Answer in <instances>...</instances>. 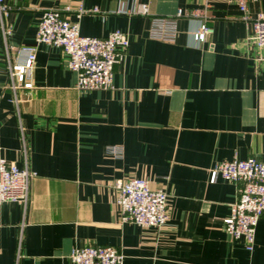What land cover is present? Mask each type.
<instances>
[{"label": "crops", "instance_id": "0c3cea01", "mask_svg": "<svg viewBox=\"0 0 264 264\" xmlns=\"http://www.w3.org/2000/svg\"><path fill=\"white\" fill-rule=\"evenodd\" d=\"M5 1L12 9L3 19L10 34L0 29V155L19 168L27 163L32 177L26 208L0 204V264H74L71 250L86 245L118 248L123 264H264V214L247 250L223 223L237 183L221 176L210 181V170L223 160L264 161V46L256 45L237 4ZM79 4L86 11L77 17ZM140 4L147 14L117 12ZM65 6L82 35L128 34L113 87L77 89L62 49L40 43L32 88L18 89L15 104L5 50L12 58L16 48L34 44L42 11ZM259 12L264 0L248 3L250 18ZM201 22L212 28L203 42L193 37ZM130 177L166 191V226L119 222L114 184Z\"/></svg>", "mask_w": 264, "mask_h": 264}, {"label": "built area", "instance_id": "2783aa9c", "mask_svg": "<svg viewBox=\"0 0 264 264\" xmlns=\"http://www.w3.org/2000/svg\"><path fill=\"white\" fill-rule=\"evenodd\" d=\"M237 4L240 19L249 22L252 36L257 46H264V12L250 18L247 5L258 0H229ZM12 9L5 0H0V29L7 37L11 28L4 23V17ZM69 6L42 11L35 32V43L16 48L14 57L6 51L7 86L13 92L15 104H18V89H31V71L35 60L36 45L43 43L62 49L67 56V65L76 74L75 87L79 90L111 89L113 70L123 59L129 46L128 34L120 29L109 32L103 38L82 35L79 22L70 20L66 13ZM86 10L82 4L76 9L77 17ZM93 11H97L94 9ZM123 14L148 13L146 4L137 6L134 12H128L122 6L117 9ZM180 14V12H177ZM212 28L201 22L193 32L195 40L203 42ZM22 133L24 158L27 161V148ZM111 152L120 154V148L112 147ZM221 176L225 180L237 183V197L231 204L230 215L224 218V228L233 239L242 238L247 250H252L255 230L259 218L264 214V161L252 156L245 159L232 158L218 162L210 170V181ZM32 172L27 163L19 168L13 161L0 155V204L18 202L26 208L29 202V183ZM115 203L118 206L119 222H132L143 228H162L168 224V195L161 188H152L144 177H130L117 180ZM21 238V235H20ZM20 242V239H19ZM69 259L74 264H123L124 254L113 246L86 245L74 247Z\"/></svg>", "mask_w": 264, "mask_h": 264}]
</instances>
